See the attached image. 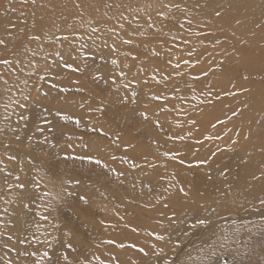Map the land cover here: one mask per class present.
Instances as JSON below:
<instances>
[{
	"label": "bare ground",
	"instance_id": "1",
	"mask_svg": "<svg viewBox=\"0 0 264 264\" xmlns=\"http://www.w3.org/2000/svg\"><path fill=\"white\" fill-rule=\"evenodd\" d=\"M157 1L35 0L33 3V0H0V40L4 41L0 44V60L12 62L0 64V190L3 187L5 191L0 198L3 200L20 183L29 193L21 206L12 207L17 212L10 217L0 211V226L9 222V228L15 231L12 236L16 240V264H26L27 258L22 253H29V248L38 240L39 219L53 223L56 228L60 225V229L74 230L77 244L89 246L78 252L83 254L80 264H112L110 254L118 251L119 244L130 243L126 236L131 232L135 234L137 217L124 213V207H112L106 196L96 198L89 205L97 214L91 217L90 212L81 209L83 203H77L73 187L64 185L65 171L69 173L67 182L76 181L81 166L77 157L87 159L93 155L81 153L76 146V136L98 127L106 133L111 132L116 126L110 117L114 114L120 126L141 114L143 133L159 129V137L168 140L165 153L172 167H176V158L197 167L209 157H220L219 149L233 138L237 144L235 156L239 159L249 156L250 163L241 178L231 182L232 189L245 186L247 196L237 201L224 196L216 213L207 210L203 217L211 223L195 229L189 240L193 244L191 249L211 240L222 224L233 222L236 225L239 221L264 216V0H181L178 4L173 2L171 7L163 5L165 0ZM153 4L163 5L161 11L166 14H154L152 20L163 19L167 27L177 26L186 33L172 34L167 39L161 33L154 34L155 38L151 39L158 41L152 45L153 53L146 64L153 66H148L146 72L161 65L220 66L205 70L197 66L177 67L170 72L174 77L164 88L167 89L162 95L165 99H147L144 96L146 88V91L136 92V101L125 104L126 91L120 83L115 92H110L105 75L96 79L92 65L98 56L91 46L104 40L105 25L117 29L116 32L130 25L126 34L131 39L135 28L144 27L143 19L135 20L137 13ZM97 14L105 17L102 23L95 20ZM199 32H203L201 36ZM202 35L209 37L206 40L209 44L203 45ZM65 37L70 42L67 46L75 48L74 51L64 50L58 56L61 59L58 63L54 59L61 44L66 46ZM122 40L123 35L116 42L115 54L121 57V65H129L130 57L123 55ZM138 42L140 40L135 37L127 50L136 53L141 48ZM85 54L91 56L84 57ZM74 56L77 60L71 62ZM37 63L41 65L36 71ZM120 70L125 71L122 66ZM45 74L51 75L47 81H52V86L45 84L40 91L38 84L32 86L29 82L31 75L40 81ZM166 82L162 80V85ZM106 90V98L100 96L106 117L100 120L91 109L96 96ZM181 98L190 99L194 105L187 113L178 114L181 104L177 100ZM17 101L20 102L18 106ZM65 115L73 119L66 121ZM77 119L79 124L75 122ZM249 132L254 141L246 137ZM126 138L121 137L111 146L118 149ZM181 143L180 147H186L188 152L197 149V155L177 154ZM121 152L127 154L129 151L121 148ZM96 156L103 164L101 168L88 167L86 173L93 178L86 179L101 181L103 187L111 189L109 182L113 171L128 172L122 164L113 167L108 164L109 151ZM214 197L209 198L211 206L215 204L217 197ZM156 199L154 204L158 203ZM78 219L88 221L84 222V230L74 225ZM54 255L55 252L50 259H54ZM259 262L262 263L260 259Z\"/></svg>",
	"mask_w": 264,
	"mask_h": 264
},
{
	"label": "rangeland",
	"instance_id": "2",
	"mask_svg": "<svg viewBox=\"0 0 264 264\" xmlns=\"http://www.w3.org/2000/svg\"><path fill=\"white\" fill-rule=\"evenodd\" d=\"M165 1L163 5L168 7L173 6V2L175 4L181 3V0ZM163 5L155 6L153 4L151 7L146 6L141 12L137 13L135 20L143 19L144 27L135 28V34H132L131 39L126 34L130 29V25L120 28L118 32H116L117 29H110L105 25L103 30L104 40H98L94 46H91V50L96 52V56H98L93 60L92 65L96 79L98 80L105 75L108 78L110 86L108 91L110 92H115L116 85L120 83L126 91L123 98V103L125 104L136 101L138 95L136 92L140 93L141 89L145 90L146 88L147 91L145 90L144 96L147 99L151 101L165 99L162 95L167 93V89L164 90V88L171 81L170 79L174 77L173 72L176 71L177 67L197 66L205 70L206 68L220 66L209 64L161 65L159 68H153L146 72V69L149 68L148 66H153L146 64L149 63V57L153 53L152 45L158 41L157 39H151V37L155 38L154 34L161 33L167 39L172 34L186 33L177 26L167 27L163 19H157V22L152 20L154 14L162 16L166 14L161 11L163 10ZM104 19L105 17L101 14L95 15V20L98 22L102 23ZM98 33L101 35V31ZM202 33L199 32L198 35L201 36ZM122 35L121 47L125 48L123 55L126 54L130 57L129 65H121V57L115 54L116 42ZM135 37L140 40L138 43L141 44V48H137L139 50L136 53H132L126 47ZM201 38L204 40L203 45L209 44L206 41L209 39L207 35H202ZM142 40H145L146 43H141ZM66 42V46L61 44L58 48L54 59L58 63L61 62L58 56L64 50L74 51L75 47L67 46L70 45L69 40ZM108 42L109 45H107ZM102 43H104L103 48ZM85 55L84 57L91 56ZM50 57H52L51 53ZM92 57L94 58L93 55ZM71 60V62H74L77 57L74 56ZM168 62L166 61V64ZM39 65L41 64L37 63L36 71L39 70ZM121 66L125 71L120 70ZM222 66L224 67L225 65ZM171 71H173V75H171ZM31 76L29 82L32 83V86L38 84V90L40 91L44 90L46 85L50 87L53 84L52 81H47L51 75L45 74L40 81L36 76ZM164 79L167 82L162 85V80ZM134 85L136 89H133ZM27 87H30V85ZM108 91L106 90L104 94L99 93L101 94L99 97L96 96L94 107L91 109L95 112V117L100 120L106 117L100 96L106 98ZM19 101L15 103L16 106L20 105L21 101ZM177 103L181 104L178 114L187 113L186 111L190 110V107L194 105L188 98H181L177 100ZM110 117H112L116 125L111 128V132L106 133L98 127L96 129L91 128V131H86L85 133L80 132L76 136L77 148L83 154H93L91 157L94 159L92 161L82 159L83 162L78 159L81 166H79L77 171L76 181L67 182L69 173L65 171L64 185L73 187L77 203H83L80 205L81 209L84 208V211L90 212L91 217L97 214L95 210L94 212L89 209V205L96 198L99 197L101 199L102 196H106L111 201L112 207H115V209L124 207V213L130 216L134 215L139 219L136 223L135 234L133 235L131 232L126 236V239L129 237L130 243L124 244L125 247H120L117 252L114 251L112 254L105 251L110 254L112 264H166V262H170V264H264V216L251 218V220L248 219L247 221H239L235 223L236 225L233 222L222 224L219 226L220 230L214 233V237L211 240L196 249H191L193 244L189 242L195 229L200 226L192 228L191 225L195 223L198 217L204 218L203 216L206 215L207 210L211 212L212 209H215L214 213H216L222 197L225 196L231 201H237L247 196L245 194L247 189L245 186H237L235 189L231 187V182L239 180L244 169L250 163L249 156L244 159H239L235 156L234 148L237 147L235 138L219 149L220 157H209L208 160L200 162L198 164L200 166L197 167L176 158V167H172L168 164L167 159H169V156L165 153V148H168L167 146L169 145L167 144L168 140L166 141L165 138L159 137V129L148 134L143 133L141 131L143 127L141 114L135 120L128 121L124 126L118 125L116 114ZM236 127L239 128L238 126ZM251 134L249 132L246 137L254 141V138H252L253 134ZM121 137H127L125 143H121L118 149H114L111 145L118 143ZM176 144L174 146H177ZM182 145L183 143L179 145L180 150L176 152L177 154L190 153V156L197 155V149L193 151L190 149V152H188L185 149L186 147H180ZM253 147L255 148V146ZM121 148L129 152L123 154ZM107 151H109L108 164H111L112 167L122 164V167L125 168L124 170L128 172L118 174L116 169L113 171L114 174L110 176L109 186L111 185L110 188L114 189V191L103 187L104 184L101 181L86 179L93 178L92 174L86 173L88 167L94 169L100 166L101 168L103 164L92 165V163H95V159H99L96 154ZM0 191L1 195L5 192L3 187ZM214 195V198H217L214 201L215 204L211 206L209 198ZM28 196L29 193L24 188L21 189L17 186L12 188L11 192L3 200L0 198L2 215L6 212L10 217L13 212L16 213L17 209L15 212L12 207L21 206ZM81 197H86L88 203L85 204ZM155 199L158 201L157 204L153 203ZM14 204L15 206H13ZM210 206L211 208L208 209ZM259 218L262 219L260 220ZM39 221H41L39 224L41 229L37 232L38 240L33 247L29 248V253H22V256L27 258L26 264H80V261H83L81 260L83 259V254L78 252L87 250L89 246L87 244L85 246L77 244L76 239H74V230L68 228L60 229V225L56 228L53 223L40 219ZM86 221L85 219H78L74 225L84 230V222ZM9 225V222H7L2 223L0 226V256H2L0 264H16L18 261L16 259V240L12 236L15 231L10 229ZM9 236L12 239H9ZM157 236H163L165 239H157ZM69 244L72 245V248L68 247ZM130 245H135L136 247H130ZM140 248H143L144 252L139 251ZM45 252L48 253V256L43 255ZM53 252H55L54 259H50ZM33 253L35 254L33 255ZM65 256H67V259H64ZM259 259L262 263L259 262Z\"/></svg>",
	"mask_w": 264,
	"mask_h": 264
},
{
	"label": "snow or ice",
	"instance_id": "3",
	"mask_svg": "<svg viewBox=\"0 0 264 264\" xmlns=\"http://www.w3.org/2000/svg\"><path fill=\"white\" fill-rule=\"evenodd\" d=\"M33 3H35V0H33ZM216 15L219 16L220 13L217 12ZM37 39H38V37H37ZM65 39H67V37H65ZM3 43H4V41L0 40V44H3ZM11 63H12V62H11L10 60H6V59H5V60H0V64L10 65ZM114 63H115V62H114ZM68 67H71V65H68ZM7 83H8L7 80H5V81H4V84L7 85ZM22 107H23V106H22ZM234 114H235V113H234ZM145 118H147L146 115H145ZM21 119H27V117H26V116H21ZM63 119L67 121V120H71V119H73V117L68 116V115H65V116L63 117ZM75 122H76L77 124H79V120H78V119H77ZM17 139H19V137H17ZM166 155H167V154H166ZM69 158H70V157H69ZM86 158H87L89 161H92V160L94 159V158L91 157V156H88V157H86ZM9 159H15V157H9ZM77 159H84V157H77ZM95 163L99 165V164L102 163V161L99 160V159H95ZM105 167H106V165H105ZM9 175H11V173H9ZM16 179L19 180V177H16ZM8 187H9V188H12L13 185H8ZM17 187L23 189V188L25 187V185H24L23 183H20V184L17 185ZM181 191H183V189H181ZM81 199L84 201L85 204L88 203V200H87L86 197H81ZM262 203H264V201H262ZM5 211H7V210H5ZM212 211H215V209H212ZM44 219H47V218L44 217ZM210 223H211V221L208 220L207 218H199V217H198V218L196 219L195 223H193V224L191 225V227H192V228H196L198 225H207V224H210ZM9 239H12V237L9 236ZM157 239L163 240V239H165V237H163V236H157ZM108 243H115V242H114V241H108ZM68 247H69V248H72V245L69 244ZM118 247L123 248V247H125V245H124V244H119ZM130 247H136V246H135V245H130ZM139 251L144 252V249H143V248H140ZM161 251H162V250H161ZM34 254H35V253H33V255H34ZM145 254H146V253H145ZM43 255H44V256H48V253L45 252ZM64 259H67V256H65ZM166 264H170V262H166Z\"/></svg>",
	"mask_w": 264,
	"mask_h": 264
}]
</instances>
